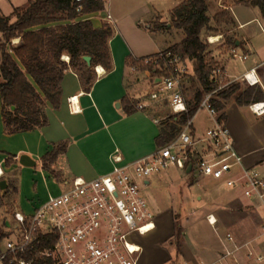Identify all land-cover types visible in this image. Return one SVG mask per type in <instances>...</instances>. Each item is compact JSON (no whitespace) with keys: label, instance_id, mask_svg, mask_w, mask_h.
I'll return each mask as SVG.
<instances>
[{"label":"crops","instance_id":"obj_1","mask_svg":"<svg viewBox=\"0 0 264 264\" xmlns=\"http://www.w3.org/2000/svg\"><path fill=\"white\" fill-rule=\"evenodd\" d=\"M109 8L113 17V37L109 42L112 70L106 71L102 66L95 67V82L90 90H87L88 87L81 83L72 70L67 72L62 82L60 109L55 110L51 105L46 108L47 126L31 132L7 134L2 120L0 98V138L8 153L6 160H0L2 179L19 174L18 187L22 197L36 196L38 191H46L45 198L58 196L75 178L93 181L109 174L112 171L110 159L115 150L120 152L123 164H130L169 143L160 146L158 138L171 123L173 116L170 95L162 90L160 76L156 71L141 70L129 65V61L140 63L170 47L161 49L148 33H142L137 15L133 17V29L129 31L115 20L111 1ZM224 10L232 21L229 33L236 41L235 47L239 54L247 56V60L240 67L230 69L228 63L231 60L229 53L232 47H224L223 41L217 55L212 57L218 67L224 69L229 80H236L230 87H238V92L224 102L225 122L236 151L243 159L244 168L258 170L259 167L264 178V116L257 117L249 110L251 104L264 102V18L258 8L237 2L228 8L224 7ZM90 22L95 28L104 25L97 18ZM253 24L258 25V30L246 31ZM146 28L151 27L148 25ZM99 67L103 70L102 75ZM253 70L259 84L250 86L239 81L244 74ZM251 88L258 92L259 100L254 101L253 96L249 99V104L246 103L248 99L239 102L240 95ZM73 97H78L80 112L77 114H72L68 107V100ZM186 100L189 102L191 99ZM139 106L143 108L140 110ZM196 115L193 118L191 135L194 139H201L213 126V122L208 117L212 126L201 132L200 127L195 125ZM58 148L62 150L51 165V170H44L43 158ZM199 150L208 156L212 153V149L201 144ZM23 155L30 157L37 166H21L19 158ZM226 160L228 159L225 157L218 159ZM192 174L191 171L187 175ZM13 189L18 192L17 182ZM45 201H40L39 205ZM248 204L257 211L261 209L259 204L252 205L249 201ZM149 206L155 215L150 203ZM176 222L171 210L159 213L155 215V230L144 237H135L143 250L139 264H173L167 246L174 249L179 264L187 263L191 257H195L188 243L182 244L180 250L177 249L174 243Z\"/></svg>","mask_w":264,"mask_h":264},{"label":"built area","instance_id":"obj_2","mask_svg":"<svg viewBox=\"0 0 264 264\" xmlns=\"http://www.w3.org/2000/svg\"><path fill=\"white\" fill-rule=\"evenodd\" d=\"M94 2L100 4L102 10L85 14L89 0H71L78 15L76 21L90 22L97 18L111 27L110 0ZM18 44L19 39L13 40L11 45ZM229 54L231 60H247L236 47H232ZM62 59L69 63V58ZM144 65H154L160 70V85L170 95L172 115L186 114L183 83L188 79V69L182 60L171 51H164L144 60ZM210 80L214 89L204 96L197 113L205 111L213 126L201 139L191 135L192 119L177 138L133 163L123 164L120 152L115 150L109 174L93 181L75 178L63 193L49 196L31 215L15 213L18 228L0 243V264H139L143 250L135 237H144L155 230V215L140 191L139 182L148 186L151 177L172 167L186 171L191 165L192 172L198 176L221 182L226 188L239 191L252 205L264 207V178L258 170L244 168L226 122L215 109L218 95L236 80H229L221 67L212 70ZM239 81L250 86L259 84L254 70ZM78 105V97L68 100L72 114L80 112ZM249 110L257 117L264 116V102L251 104ZM200 144L212 149V153L204 154L199 150ZM221 157L228 160L218 161ZM207 221L212 228L218 222L214 215L208 216ZM262 229L264 232V218ZM223 244L224 255L211 264H230L231 260L236 261V254L242 249H246V257H255L258 263L264 261V255L257 254L250 244L237 246L230 234L225 236Z\"/></svg>","mask_w":264,"mask_h":264},{"label":"trees","instance_id":"obj_3","mask_svg":"<svg viewBox=\"0 0 264 264\" xmlns=\"http://www.w3.org/2000/svg\"><path fill=\"white\" fill-rule=\"evenodd\" d=\"M244 4L258 8L264 18V0H238ZM102 10V6L94 0H89L85 14ZM207 0H187L176 7L172 20L177 30L184 34L180 47L174 46L171 51L182 61H190L193 73L188 75V86L183 83V93H192V99L187 102L188 112L184 115L172 116L171 123L161 132L158 143L162 146L175 139L186 125L196 115L204 96L214 87L210 76L218 64L210 57L208 45L202 40L211 29V18L208 15ZM15 21L3 17L0 13V98L2 103V120L5 132L9 135L31 132L47 126L46 108L51 105L60 109L62 100V82L65 74L72 70L81 83L90 90L95 82L94 68L102 66L106 71L112 70V58L109 42L113 30L104 24L95 28L89 21H76L78 15L71 0H36L29 1L25 9H15ZM213 21L217 25L230 27L231 19L226 12L216 14ZM167 25L157 24L156 30H163ZM220 35V34H218ZM19 39V44L12 47V41ZM236 41L230 37L224 41V47H235ZM11 51V52H10ZM91 58V67L83 61V57ZM69 58V63L63 61ZM155 57V56H153ZM129 65L141 70L154 72L155 69L143 66L135 61ZM238 92V87H229L218 95L215 109L219 118L225 121L223 113L225 105L232 95ZM254 96L258 99L255 89L246 90L238 101ZM175 120V121H174ZM61 148L54 150L43 158V169L51 170V165ZM11 164L10 161H6ZM8 190L5 191L7 193ZM181 229L175 224V238L180 239ZM0 228V243L8 238ZM180 250L182 243L176 244Z\"/></svg>","mask_w":264,"mask_h":264},{"label":"rangeland","instance_id":"obj_4","mask_svg":"<svg viewBox=\"0 0 264 264\" xmlns=\"http://www.w3.org/2000/svg\"><path fill=\"white\" fill-rule=\"evenodd\" d=\"M110 1L115 20H118L129 31L131 28L133 29V17L137 15L138 21L141 22V30L143 31L141 32L148 33L159 44L161 49L174 46L180 47L181 42L184 40V34L175 28L172 13L185 0ZM207 1L209 4L208 15L211 18L210 27L217 31L204 33L202 40L208 45V52L212 58L217 55V51L222 47L223 41L232 36L229 33L230 27L217 25L213 18L216 14L225 12L224 7L228 8L238 2V0ZM28 3L29 0L2 1L0 2V13L3 17L10 18L11 23H13L15 21L14 10L25 9ZM157 24H165L167 27L163 30H156ZM148 25L151 27L150 29L146 28ZM255 30H258L257 24H253L246 31ZM212 37L219 38L218 42L211 43L210 39ZM235 61L232 62L230 60L228 63L230 69H237L241 66V61ZM140 63L146 66L144 61ZM182 63L187 67L188 75H191L193 67L190 61L183 60ZM148 67L155 69L158 76H161V72L156 66L148 65ZM184 83L187 86L189 85L187 79ZM192 96V93L186 94L187 99H192ZM196 118L195 125L198 128L200 127L201 132L212 126L205 111L198 112ZM4 148L5 144L0 138V160L8 158V153ZM257 169L262 171L259 167ZM195 175L196 177H194ZM3 180L8 184L6 189L8 191L5 193V191L2 192L0 190V228L7 234H15L18 225L14 219V214L16 212L25 215L30 214L40 204L39 202L45 201L48 196L45 198L47 195L46 191H38L36 196L22 197L18 187L19 174L5 176L4 179H0V182ZM149 181L151 184L148 186H143L142 182H139L140 191L152 205L156 216L168 210L174 213L177 225L183 232L179 240L175 238L174 243L175 245L177 242L188 243L195 256L191 257L187 264H211L218 261L224 255L223 243L227 234L234 238L237 246L243 247L246 244H250L257 254L264 255V232L262 229L264 207L257 211L248 204V201L243 198L239 191L228 189L221 182L200 177L195 172L192 175H187L185 171L178 170L175 167L151 177ZM205 181L209 182V184ZM16 182L18 192L13 189ZM210 215H214L218 221L215 228L208 224L207 217ZM12 239L13 236L10 240ZM7 243V241L4 243V247ZM167 249L172 259L171 263L179 264L180 262L176 260L174 249L170 246H167ZM230 264H264V261L258 263L255 257H246V249H242L236 254V261L231 260Z\"/></svg>","mask_w":264,"mask_h":264},{"label":"water","instance_id":"obj_5","mask_svg":"<svg viewBox=\"0 0 264 264\" xmlns=\"http://www.w3.org/2000/svg\"><path fill=\"white\" fill-rule=\"evenodd\" d=\"M83 61L87 64L88 67H91V58L90 57H87V56L83 57ZM19 164L21 166L27 167V168H34L37 166V164L30 157H28L26 155H23L19 158ZM191 171H192V166L189 165L187 167L186 173L190 174ZM7 187H8V184L5 180L0 182V190L2 192L6 191Z\"/></svg>","mask_w":264,"mask_h":264},{"label":"bare ground","instance_id":"obj_6","mask_svg":"<svg viewBox=\"0 0 264 264\" xmlns=\"http://www.w3.org/2000/svg\"><path fill=\"white\" fill-rule=\"evenodd\" d=\"M218 40H219V38H211L210 39V41H211V43H215V42H218ZM99 72L101 73V75L103 74V70L99 67ZM1 172H2V170H1Z\"/></svg>","mask_w":264,"mask_h":264}]
</instances>
